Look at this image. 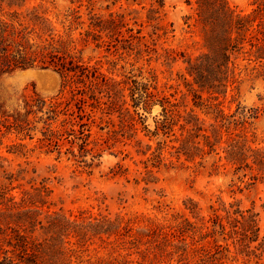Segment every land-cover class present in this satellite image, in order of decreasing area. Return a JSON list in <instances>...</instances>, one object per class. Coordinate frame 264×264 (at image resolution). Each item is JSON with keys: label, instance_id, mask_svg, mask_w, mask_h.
I'll return each mask as SVG.
<instances>
[{"label": "trees", "instance_id": "trees-1", "mask_svg": "<svg viewBox=\"0 0 264 264\" xmlns=\"http://www.w3.org/2000/svg\"><path fill=\"white\" fill-rule=\"evenodd\" d=\"M29 1L0 0V78L18 70L50 69L59 75L60 96L45 99L33 93L24 96L13 111L4 109L0 102V145L9 134L19 136L20 140H33L39 133L40 148H46L45 153L50 154L54 152L50 148L55 147L56 159H60L58 142L67 139L74 144L80 128L86 125L78 112H67L77 97L79 100L86 97L90 100L86 101L90 109L84 113L89 120L96 118L95 108L108 111L107 120L98 117V128L106 130L105 135L85 141L79 145L78 153L69 148L65 154L76 163H84L78 166L91 168L103 146L112 149L116 143H123L122 138L135 139L136 123H143L138 109L147 111L158 105L161 118L155 121L153 131H147L162 139L149 161L160 164L162 152L168 149V140L178 144L169 147L170 157L177 161L181 157L186 162L199 159L198 165L204 167L206 158L216 157L210 164L212 169L230 166L233 175L241 173L239 179L248 172V186L257 180L264 182V148L249 145L245 128L246 120L256 118L258 109L242 108L236 117L225 114L218 102L237 82L236 60L240 54L254 63L251 70L257 71V77L264 78V0H252L248 12L228 0L186 1L193 14L184 18L185 24L196 29L204 49L194 58L172 49L158 51L157 43L173 31L161 25L164 0H149V6L142 7L144 21H134L138 25L135 29L128 26L121 13H109L107 17L95 13L99 0H64L67 6L63 12H55L56 0H40L37 4ZM106 1L114 6L120 0ZM82 8L85 13L81 12ZM144 27L148 28L146 34H142ZM91 45L93 50L105 47L107 52L114 47L119 55H134L136 62L162 59L169 68L181 59L184 72L191 80L185 75L181 79L192 96L193 106L206 108L214 115V124L206 129L193 109L180 112L186 94L177 102L170 99L175 98L177 91L169 97L161 95L162 91L153 93L150 89L157 91V86L152 71L148 72L150 78L145 82L134 79L136 75L124 76L119 81L106 76L98 62L90 64L83 58L85 48ZM124 91L129 92L130 104L125 100ZM115 112L119 118L117 128L111 120ZM222 130L228 136L223 141ZM221 143L224 146L219 148ZM90 144L93 147L87 149ZM132 146L137 154L145 155L150 150L148 145L142 148L138 140ZM25 148L24 144L13 145L9 152L25 156ZM84 154H92L91 163L78 161ZM118 168L119 171H112L114 176L122 174V167L118 165ZM31 173L35 175L36 171L33 169ZM26 174L27 168L21 165L15 173L7 171L0 159V264H74L73 246L87 250L94 243L109 254L92 264H129L132 260L128 258L132 255L137 256L138 264H223L230 247L236 257L248 262L264 258V233L261 234L258 214L253 208L242 209L239 203L220 202L216 208L210 206L205 217L200 216L198 205L188 199L184 206L191 218L180 213L158 219L120 215L111 218L103 214L92 216L86 211L65 213L62 209L50 211L53 204L48 179L38 181L37 177H31L25 181ZM147 174V184L156 181L151 171ZM14 190H18L17 195L13 194Z\"/></svg>", "mask_w": 264, "mask_h": 264}, {"label": "rangeland", "instance_id": "rangeland-1", "mask_svg": "<svg viewBox=\"0 0 264 264\" xmlns=\"http://www.w3.org/2000/svg\"><path fill=\"white\" fill-rule=\"evenodd\" d=\"M39 1L30 0L29 3L37 4ZM186 1L193 3V0H164L165 7L161 25L168 31L171 29L173 31L160 40L156 47L158 51H161V48L172 49L177 53H185L194 58L201 54L204 49L196 29L185 24L184 18L193 14L191 6L187 5ZM228 1L246 12L251 10L250 3L252 0ZM56 3L55 12H63L67 6L66 1L56 0ZM110 3V1L99 0L94 7V12L103 17H107L109 13H121L124 15L128 26L134 29L138 28L134 21L137 23L144 21L145 10L142 7L147 8L149 6V0H135V2L133 0H120L114 6ZM107 5L110 7L107 8ZM81 12L85 13V9L82 8ZM85 19L86 16L83 15V20ZM142 32V34H146L148 28L144 27ZM75 36L77 35L75 34ZM93 47L91 45L85 48L83 58L90 64L98 62L100 71L106 76L119 81L124 76L136 75L134 79L145 82L146 78H150L148 72L152 71L157 86V91L150 89L153 93L162 91L161 95L164 94L169 97V94L177 91L175 98H170L172 101L177 100V102L181 101L182 94H186L185 99L181 101L184 102V106L179 108L180 112L183 113L184 109L186 111L193 109L198 118L203 121L206 129L210 124H214L213 114L208 113L204 107L193 106L192 96L187 92V88L181 79V76L185 75L187 80H191L184 72L185 65L181 59L169 68L162 59L150 63L145 60L136 62L134 55H119L114 47H110L109 52L105 50V47L96 50H93ZM236 66L237 82L230 88L225 98L219 97L220 108L225 114H235L236 117H239L242 108L245 110L258 109L256 118L246 120V137L251 147L264 148V78L257 77V71L251 70L255 66L254 63L248 62L242 54L236 60ZM59 90V75L50 69L18 70L0 78V102L3 103L4 109L7 111H13L17 108L24 96L37 93L45 99H51L60 96ZM128 94V91H124L125 100L130 104ZM202 97L205 99L207 95L204 93ZM76 99L71 103L67 113L78 112L81 115L82 123L86 125L80 128V132L77 134L79 138L74 144L71 145L67 139L58 142V147L62 153L60 159H56L55 147L50 148L54 149V152L50 154L45 153L46 148H40L37 142L40 137L39 133L34 135L33 140H20L19 136L9 134L2 139L0 145V159L4 169L15 173L18 170V165H21L28 170L25 181L31 177H37L38 181L42 178L48 179L49 187L52 190L51 203L53 204L50 211L62 209L65 213L76 214L78 211H86L92 216L103 214L109 215L111 218L120 215L158 219L180 213L191 218L184 206V202L188 199L198 205L200 216L205 217L209 213L210 206L216 208L220 202L225 204L239 203L242 209L253 208L254 212L258 214L261 234L264 233V182L257 180L253 185L248 186L247 184L250 182L248 172L246 177L239 179L241 173L233 175V169L230 166L212 169L210 164L216 160V157L206 158L204 167L198 165L199 159L194 162H186L181 157L177 161L174 157H170L169 152L172 150L169 147L178 144L168 140V149L162 152L160 164L149 161L157 142L162 139L148 133V131L154 130L155 121L161 118V108L158 105L152 106L147 111L138 109V113L142 115L143 123L139 121L136 123L138 131L134 140L129 141L122 138L123 143L127 142L128 144L124 146L123 143L119 142L112 149L103 146L100 157L93 160L91 168L78 166L84 163H76L74 159L69 158L70 155L65 154L66 150L71 148L78 153L79 145L84 144L85 141H93L98 135H105L106 130L102 131L98 128L100 123L98 117L103 116L107 120L108 111L95 108L93 111L96 118L89 120L84 111H89L88 102L90 100L86 97L85 100H79V97ZM103 100H107V98ZM238 107H240L239 110ZM130 109L132 110V108ZM118 119L117 112L111 115L115 128H117ZM101 126L106 125L102 124ZM107 127L111 129V126ZM89 132L91 133L90 137H88ZM175 132L178 136L177 128H175ZM221 135L222 141L228 137L223 130ZM135 140L141 142L142 148H145L146 145L150 146V150L145 155L137 154L132 146ZM19 144L26 146L23 149V152L26 153L25 156L9 152L13 145ZM223 146L224 143H221L219 148ZM92 147L93 145L90 144L87 149ZM30 149L34 151H28ZM218 151L220 152V150ZM92 154L94 155L95 152ZM92 154H84L78 161L91 163ZM125 155L128 156L125 158ZM223 163L224 161L218 164ZM118 165L122 167L120 171L123 172L114 176L112 171H119ZM152 165H158V167ZM33 169L36 171L35 175L31 173ZM147 171H151L153 177L156 178L155 182L146 183ZM25 187L28 188L29 186L25 185ZM13 194L17 195L18 190H14ZM73 249L76 250L73 258L74 264H92L98 258H106L109 254L108 250L98 247V243L89 246L87 250L78 249L75 246ZM112 255L115 256L116 254ZM128 259L132 260L129 264H138L136 262L137 256L132 255ZM169 264H175V262ZM223 264H264V258L258 262L255 260L248 262L243 257H236L233 248L230 247V253L223 260Z\"/></svg>", "mask_w": 264, "mask_h": 264}]
</instances>
